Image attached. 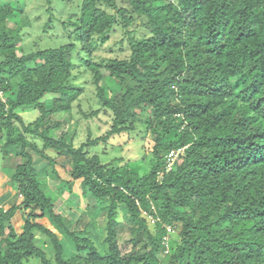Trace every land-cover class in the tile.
I'll return each mask as SVG.
<instances>
[{
	"label": "trees",
	"instance_id": "obj_1",
	"mask_svg": "<svg viewBox=\"0 0 264 264\" xmlns=\"http://www.w3.org/2000/svg\"><path fill=\"white\" fill-rule=\"evenodd\" d=\"M53 1L45 34L58 28ZM25 8L0 6V149L14 190L0 192V264H264V0H82L61 22L65 42L30 52L10 22ZM119 32L129 54L97 55ZM80 68L97 105L80 113L111 122L76 146L56 116L86 93ZM141 128L149 172L90 154ZM124 226L138 251L120 245Z\"/></svg>",
	"mask_w": 264,
	"mask_h": 264
},
{
	"label": "rangeland",
	"instance_id": "obj_2",
	"mask_svg": "<svg viewBox=\"0 0 264 264\" xmlns=\"http://www.w3.org/2000/svg\"><path fill=\"white\" fill-rule=\"evenodd\" d=\"M47 0H21V2L26 6L25 10L27 12V18L23 20V18H17L11 20V23H18L19 25H23L26 32L25 44L24 48H26V52H30L35 50L34 48H49V47H57L61 43H64V30L62 28V21H68L71 17L78 18L79 12L78 8L82 2V0H54L53 7L55 10V17L60 22H55L57 25V29L51 31L48 34L42 32L43 25L45 24L48 13L45 10V6ZM121 0H119L120 2ZM17 0H0V6L3 5H12L15 4ZM123 38L122 32L116 33L112 36L111 40L97 52L99 56H121L125 57L129 54V50L127 48L126 42H123L122 45H119V41ZM122 49V51H121ZM112 51V52H110ZM83 68H80L78 73V81L86 90V93L82 96L81 101L76 103L75 108L73 110L72 117L60 114L56 116L57 120H67L70 122L69 125L65 126V129L69 132H76L75 145L79 146L83 142H85L89 135L92 138H98L103 136L109 126L110 119L108 116L104 114H100L98 117L93 119H84L81 110L88 112L91 108H97L95 101V87L91 83V74L82 72ZM80 105L81 107H78ZM37 115V112L34 111ZM27 121H32L34 119V114L32 109H25L19 112ZM35 115V116H36ZM79 120V121H78ZM60 131L57 132L59 134ZM142 140L147 142V146L145 151L142 149ZM1 141L4 143L6 141L5 134H2ZM152 147L153 142L151 139V134L147 133L144 128L139 129L134 133H123L117 135L109 140L108 143L100 142L96 147L89 149L90 154H98L102 157L103 163H113L116 160L123 159L122 161H118L119 164H130V167L136 169L139 173L145 174L150 171L153 165V156H152ZM5 165L4 157L2 151L0 149V192L3 189L8 191L14 195V190L11 187L9 182V174L3 170ZM22 200V199H21ZM86 212L84 207V202L81 204V207L78 209L79 216ZM78 216V217H79ZM22 223V219H18L15 226L19 229L20 224ZM91 233L98 238V244L102 241V236L99 232L102 224H99L95 218L91 217L90 222ZM50 228L54 231H57L53 226H51L48 222H45ZM151 229L153 230V224H151ZM119 231V242L122 246L124 252L133 253L138 251L141 248V244L138 246H134L132 244H128L127 242L130 239L135 238L136 234L130 231L129 226H124L120 228ZM37 244L40 247H43L49 259L54 262V252L50 247L49 239L42 235L41 233H36ZM178 240V232L174 234V241ZM146 240V238H145ZM176 244L173 245L175 247ZM103 249V248H102ZM33 264H42L37 259H32Z\"/></svg>",
	"mask_w": 264,
	"mask_h": 264
},
{
	"label": "built area",
	"instance_id": "obj_3",
	"mask_svg": "<svg viewBox=\"0 0 264 264\" xmlns=\"http://www.w3.org/2000/svg\"><path fill=\"white\" fill-rule=\"evenodd\" d=\"M0 95L3 97L2 93L0 92ZM173 158V157H172ZM2 208V206L0 205V209Z\"/></svg>",
	"mask_w": 264,
	"mask_h": 264
}]
</instances>
